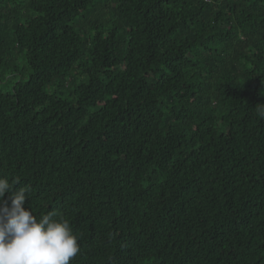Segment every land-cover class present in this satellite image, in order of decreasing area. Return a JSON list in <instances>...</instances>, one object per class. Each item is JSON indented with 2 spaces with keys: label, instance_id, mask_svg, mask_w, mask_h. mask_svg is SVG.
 Instances as JSON below:
<instances>
[{
  "label": "trees",
  "instance_id": "1",
  "mask_svg": "<svg viewBox=\"0 0 264 264\" xmlns=\"http://www.w3.org/2000/svg\"><path fill=\"white\" fill-rule=\"evenodd\" d=\"M258 104L264 0H0V177L70 264H264Z\"/></svg>",
  "mask_w": 264,
  "mask_h": 264
},
{
  "label": "clouds",
  "instance_id": "2",
  "mask_svg": "<svg viewBox=\"0 0 264 264\" xmlns=\"http://www.w3.org/2000/svg\"><path fill=\"white\" fill-rule=\"evenodd\" d=\"M255 108L264 118V104ZM6 193L11 203H0V264H70L80 246L69 222L53 211L37 218L24 207L27 187L0 177V201Z\"/></svg>",
  "mask_w": 264,
  "mask_h": 264
}]
</instances>
